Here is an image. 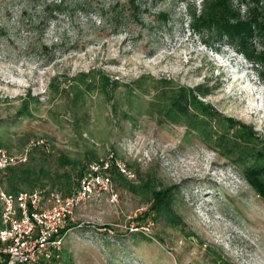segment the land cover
<instances>
[{
	"label": "rangeland",
	"instance_id": "374dc122",
	"mask_svg": "<svg viewBox=\"0 0 264 264\" xmlns=\"http://www.w3.org/2000/svg\"><path fill=\"white\" fill-rule=\"evenodd\" d=\"M255 1L233 0L246 18ZM201 6L0 0V95L9 100L0 116L31 95L30 114L0 128L12 155L29 147L0 188L69 194L92 165L111 178L76 209L60 256L44 264H264V195L247 176L264 169V66L194 21ZM251 44L264 53V36ZM199 85L224 118L213 133L194 116L164 115L174 88ZM226 117L251 130L234 131ZM174 185L168 214L155 216L152 191Z\"/></svg>",
	"mask_w": 264,
	"mask_h": 264
},
{
	"label": "built area",
	"instance_id": "2783aa9c",
	"mask_svg": "<svg viewBox=\"0 0 264 264\" xmlns=\"http://www.w3.org/2000/svg\"><path fill=\"white\" fill-rule=\"evenodd\" d=\"M28 149L12 155L0 146V176L7 167L26 161ZM91 168L69 194L38 188L16 192L0 188V264H44L60 256L65 228L74 221L76 209L95 189L111 185L107 172L100 171L98 165ZM101 168L108 170L109 163L104 162Z\"/></svg>",
	"mask_w": 264,
	"mask_h": 264
},
{
	"label": "trees",
	"instance_id": "16d2710c",
	"mask_svg": "<svg viewBox=\"0 0 264 264\" xmlns=\"http://www.w3.org/2000/svg\"><path fill=\"white\" fill-rule=\"evenodd\" d=\"M241 1L249 3V0ZM262 1L263 0H256V5H254L253 9L250 6L249 11L251 10V13L250 15H248V18H246L242 15L243 11L241 7H239V5H236L233 0H201L202 6L200 15H197L196 12H193V18L194 21L203 22L209 27L215 26L220 36L222 33L224 35L226 34L233 43H236L238 45V47L240 48L239 50L242 51L246 57L254 61L259 60L264 66V53H258L253 44H251L252 39L257 38L258 36H264V3H262ZM261 73L264 78V69H261ZM82 75L84 76L85 74ZM108 83L109 79L107 78V76H103L101 78V85H108ZM174 89L175 90L170 97V104L168 108L165 109L164 115H167L168 117L171 115L177 116V114L194 116L197 120H200V122L204 124L203 130H210L213 133V129H215L214 121H216L217 123L218 120H222L224 118L222 113L214 109L212 105L205 99L210 92V88L204 89L203 85H199L196 88L180 86ZM30 98L31 95L28 92L19 97V99H21V103L15 109L13 114H9L5 118L0 116V128L7 125L6 122L10 119L11 116L13 117V119H16L17 117H20L24 114H30L31 110L29 108V105L27 104V100ZM8 101L9 100L7 96L3 97L0 95V103ZM226 120L230 124L229 127L234 131L236 130L249 132V129L251 130L250 127L231 117H226ZM188 124L193 130L199 128L198 123L189 122ZM9 168L10 167H7L6 169ZM115 168L117 167L115 163L112 162L111 164H109L108 171L113 172ZM261 168L263 169L264 167L261 166L260 170ZM248 170L252 171L253 169ZM262 171L263 174L260 172L258 174H251L247 172V176L251 184H253V186H255L258 191L264 195V169ZM88 174L89 169L88 171H84V169H82L79 174V179H82ZM176 188L177 186L174 185L166 189L165 191H156L155 189L152 191L153 204L151 209L153 210L152 212L155 214V216H160L164 213L168 214V202H170L171 200L172 193L174 194V191H177ZM158 190L160 189L158 188ZM74 225H76L74 224V222L69 223L65 228V231L66 229L68 230ZM136 227L139 228L138 226ZM133 235L146 237L143 231L139 229L136 230Z\"/></svg>",
	"mask_w": 264,
	"mask_h": 264
},
{
	"label": "crops",
	"instance_id": "0c3cea01",
	"mask_svg": "<svg viewBox=\"0 0 264 264\" xmlns=\"http://www.w3.org/2000/svg\"><path fill=\"white\" fill-rule=\"evenodd\" d=\"M2 227V223H1V212H0V229Z\"/></svg>",
	"mask_w": 264,
	"mask_h": 264
}]
</instances>
